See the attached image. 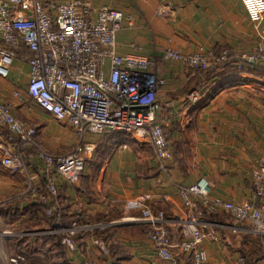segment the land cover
Masks as SVG:
<instances>
[{
  "label": "crops",
  "instance_id": "0c3cea01",
  "mask_svg": "<svg viewBox=\"0 0 264 264\" xmlns=\"http://www.w3.org/2000/svg\"><path fill=\"white\" fill-rule=\"evenodd\" d=\"M40 1L54 16L59 5L75 0ZM81 1L80 13L84 7L90 9L87 20L103 7L122 13L118 56L159 60L164 85L157 96L158 118L173 158L159 161L150 143L125 133L86 134L80 139L67 123L56 121L28 98L26 61L33 53L16 49L18 58L8 79L0 78V104L10 105L16 119L35 128L38 143L51 154L84 144L87 167L76 184L57 176L59 193L48 203L25 199L27 179L2 166L12 147L9 130L0 127V232L13 233L4 247L16 255L20 253L11 251L15 242L33 243L29 251L42 256L37 264H165L148 239L150 228L141 222L142 209L182 218L187 209L180 192L200 180L211 184L210 200L259 205L252 172L264 152V66H250L243 73L236 65L257 47L264 21L254 29L240 0ZM200 47L226 51L231 63L208 75L160 61L165 48L190 55ZM193 93L202 101L190 107L188 96ZM31 152L26 162L29 175L47 196L44 166ZM189 198L197 204L199 218L213 224L203 230L207 237L201 246L210 264H264V237L250 234L249 226L236 223L223 209L211 211L203 199ZM50 207L56 209L51 218L45 214ZM73 225L80 231L73 238L77 250L70 252L59 232ZM169 233L177 245L180 228L171 227ZM175 255L179 264L192 263L190 255L178 250Z\"/></svg>",
  "mask_w": 264,
  "mask_h": 264
},
{
  "label": "built area",
  "instance_id": "2783aa9c",
  "mask_svg": "<svg viewBox=\"0 0 264 264\" xmlns=\"http://www.w3.org/2000/svg\"><path fill=\"white\" fill-rule=\"evenodd\" d=\"M246 15L258 30L264 21V0H240ZM83 3L75 0L59 5L52 16L40 0H0V78L8 79L11 67L18 58L16 49L25 47L34 56L26 61L29 82L26 95L42 111L56 121L67 123L82 139L86 134L103 136L125 133L138 141H146L154 148L156 158L170 161L173 153L160 124L161 105L157 96L164 85L158 75L159 60L140 55L121 57L116 54V35L123 22L122 13L103 7L87 20L89 7L79 11ZM226 51L216 53L203 47L190 55L165 48L160 61L181 63L191 71L215 70L229 62ZM264 66V31L255 50L243 56L237 71L246 73L250 66ZM109 66V72L106 68ZM202 101L197 93L188 96L190 107ZM0 127L11 134L12 152L5 155L2 166L11 174L27 179L25 199L48 203L59 193L57 176L69 184H76L87 167L86 147L80 143L70 151L54 155L37 141V130L15 118L11 106L0 104ZM34 151L44 166L47 196L34 183L25 162V150ZM258 207L235 205L210 200L211 184L200 180L180 193L187 209L184 217L168 218L162 211L142 209L141 222L150 228L149 241L158 258L165 264H179L175 250L192 258L191 264H210L201 247L205 228L213 227L197 214V204L189 196L205 202L211 211L217 208L230 214L236 223L250 227L248 232L264 237V152L252 172ZM56 209L50 207L51 218ZM60 217L58 216V219ZM179 227L182 239L173 245L170 228ZM80 231L76 225L62 229V245L70 252L77 250L73 238ZM0 232L1 264H32L22 254L9 255L4 242L12 235ZM83 264H100L85 261Z\"/></svg>",
  "mask_w": 264,
  "mask_h": 264
},
{
  "label": "trees",
  "instance_id": "16d2710c",
  "mask_svg": "<svg viewBox=\"0 0 264 264\" xmlns=\"http://www.w3.org/2000/svg\"><path fill=\"white\" fill-rule=\"evenodd\" d=\"M24 47V46H23ZM31 53V52H30ZM32 54V53H31ZM33 56H34V54H33ZM33 56H31V58L33 57ZM229 63H231V59H230V57H229V62L226 64V65H228ZM225 66V65H224ZM224 66H221V67H219L218 69H215V70H210V71H208V70H199V71H205L208 75H212L215 71H217V70H219V69H221V68H223ZM31 150L30 149H26L25 150V162H27V159H28V157H27V153L28 152H30ZM32 152H34V151H32ZM31 152V153H32ZM35 155V154H34ZM36 157V156H35ZM35 201H38L39 202V200L38 199H36ZM31 247H33V243L31 244V243H26V242H24L23 241V239H21V241H17V242H15V244H13V246H11V251L14 253V252H17V253H20V254H22V255H24V256H26L27 257V259L32 263V264H37V262H39V261H41L42 262V259H40V258H38L39 256H41L40 254L41 253H36V252H30L29 250L31 249ZM37 251V250H36ZM34 253H36V254H34ZM17 255V254H16ZM13 256V255H12ZM41 258H42V256H41ZM1 264V263H0Z\"/></svg>",
  "mask_w": 264,
  "mask_h": 264
},
{
  "label": "rangeland",
  "instance_id": "374dc122",
  "mask_svg": "<svg viewBox=\"0 0 264 264\" xmlns=\"http://www.w3.org/2000/svg\"><path fill=\"white\" fill-rule=\"evenodd\" d=\"M7 233H9L8 235H12V236H10V238H13V233L12 232H7ZM11 241H15V240H11Z\"/></svg>",
  "mask_w": 264,
  "mask_h": 264
}]
</instances>
